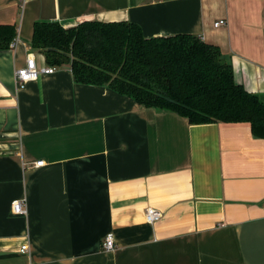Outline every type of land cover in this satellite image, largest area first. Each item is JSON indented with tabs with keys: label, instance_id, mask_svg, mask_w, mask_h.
<instances>
[{
	"label": "crops",
	"instance_id": "1",
	"mask_svg": "<svg viewBox=\"0 0 264 264\" xmlns=\"http://www.w3.org/2000/svg\"><path fill=\"white\" fill-rule=\"evenodd\" d=\"M94 20L197 36L264 99V0H0L20 39L0 50V264H264V139L249 123L190 124L68 68L16 83L29 54L48 66L35 23ZM149 207L163 218L147 223Z\"/></svg>",
	"mask_w": 264,
	"mask_h": 264
},
{
	"label": "trees",
	"instance_id": "2",
	"mask_svg": "<svg viewBox=\"0 0 264 264\" xmlns=\"http://www.w3.org/2000/svg\"><path fill=\"white\" fill-rule=\"evenodd\" d=\"M17 27L0 25V50ZM31 47L48 66L68 68L75 82L105 86L145 108L176 113L190 124L249 123L264 139V99L235 81L218 46L197 36H144L132 22L85 21L73 28L37 22Z\"/></svg>",
	"mask_w": 264,
	"mask_h": 264
},
{
	"label": "built area",
	"instance_id": "3",
	"mask_svg": "<svg viewBox=\"0 0 264 264\" xmlns=\"http://www.w3.org/2000/svg\"><path fill=\"white\" fill-rule=\"evenodd\" d=\"M27 0H20V6L24 9ZM226 22L224 20H220L214 24V26L221 27L224 26ZM20 39L17 36L14 41L11 43V49H15L19 44ZM58 68L53 66H47L44 68L39 69L36 63V58L34 54H29L27 57V64L24 68H21L15 72L16 83L19 86H25L32 81H36L41 74H53L57 71ZM45 164L44 161L37 162L36 167H41ZM12 209L14 214L22 215L26 214L27 211L24 210V202L22 201H15L12 204ZM163 213L160 210L155 208L149 207L146 210L145 218L147 223L154 224L155 222L160 221L163 218ZM116 249V244L114 240L113 234H108L103 242V250L107 253L114 252ZM20 252L22 254H30L31 249L29 244H25L21 247Z\"/></svg>",
	"mask_w": 264,
	"mask_h": 264
}]
</instances>
